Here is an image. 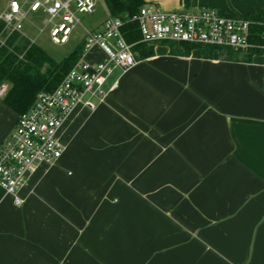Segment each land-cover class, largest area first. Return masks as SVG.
Masks as SVG:
<instances>
[{
  "label": "crops",
  "instance_id": "0c3cea01",
  "mask_svg": "<svg viewBox=\"0 0 264 264\" xmlns=\"http://www.w3.org/2000/svg\"><path fill=\"white\" fill-rule=\"evenodd\" d=\"M143 1L264 20V0ZM154 47L67 118L64 154L28 177L21 206L0 191V264H264V54ZM17 117L0 98V146Z\"/></svg>",
  "mask_w": 264,
  "mask_h": 264
},
{
  "label": "built area",
  "instance_id": "2783aa9c",
  "mask_svg": "<svg viewBox=\"0 0 264 264\" xmlns=\"http://www.w3.org/2000/svg\"><path fill=\"white\" fill-rule=\"evenodd\" d=\"M96 0H10L0 11V45L17 35L35 44L24 32L28 25L37 36L46 32L54 45L65 44L77 25L79 14L92 15ZM135 22L140 43H183L198 48H229L246 52L254 47L250 41L252 21L238 15H222L215 9L197 14L163 12L151 4L142 6L132 17H110L101 28L85 31L80 59L62 82L50 92L36 96L32 107L17 117L13 132L0 146V191L9 195L16 206L28 177L42 164L53 165L66 147L59 139L64 122L76 109L94 112L107 95L116 90L118 79L108 80L118 71L121 75L141 61L122 34L126 23ZM94 49L103 58L89 63L85 57ZM4 89H0V96Z\"/></svg>",
  "mask_w": 264,
  "mask_h": 264
},
{
  "label": "trees",
  "instance_id": "16d2710c",
  "mask_svg": "<svg viewBox=\"0 0 264 264\" xmlns=\"http://www.w3.org/2000/svg\"><path fill=\"white\" fill-rule=\"evenodd\" d=\"M106 12L110 17H132L145 5L143 0H103ZM252 21L250 41L254 47L246 52L229 48H204V55L210 56L216 51L226 61L250 62L255 55L264 54V20L255 15L247 17ZM2 26L0 25V30ZM122 34L128 44H134L133 51L140 60L154 55V46L140 43V34L135 22L126 23ZM169 49L173 56H187L195 46L183 43H160ZM83 52V41L63 60L55 62L49 55L35 44H30L17 35L11 36L4 45H0V96L2 102L17 116L26 113L34 104L36 96L41 92L54 90L66 74L80 59Z\"/></svg>",
  "mask_w": 264,
  "mask_h": 264
},
{
  "label": "rangeland",
  "instance_id": "374dc122",
  "mask_svg": "<svg viewBox=\"0 0 264 264\" xmlns=\"http://www.w3.org/2000/svg\"><path fill=\"white\" fill-rule=\"evenodd\" d=\"M9 1L10 0H0V11L6 7ZM78 16L80 19V25H77L75 27L74 31L69 36L68 42L65 44H60V45L52 44L46 32L37 36L36 31H34L28 25L24 26V32L28 35V37H30V39L34 41L35 45L43 49L49 55V57H51L55 62H60L79 45V43L84 38L85 31L100 29L103 21L108 16V14L106 12V8L103 3V0H96V11L94 14L92 15L79 14ZM156 53L161 54L162 52L161 50H158L156 51ZM162 59L163 57L160 59V61H163ZM151 68L155 69L153 66ZM174 70L173 68L168 69L164 67L162 69L163 73H165V75L168 76V78L170 79H173Z\"/></svg>",
  "mask_w": 264,
  "mask_h": 264
}]
</instances>
